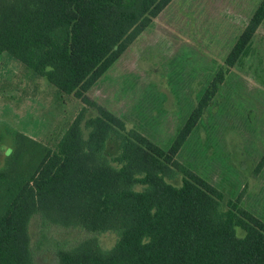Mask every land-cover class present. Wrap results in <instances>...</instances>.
<instances>
[{
  "label": "trees",
  "instance_id": "trees-1",
  "mask_svg": "<svg viewBox=\"0 0 264 264\" xmlns=\"http://www.w3.org/2000/svg\"><path fill=\"white\" fill-rule=\"evenodd\" d=\"M170 2L0 0V55L83 104L52 144L14 130L11 147L0 148V264H34V217L92 233L59 248L57 264H264V221L237 201L223 208L222 191L176 158L222 84V68L167 150L87 94ZM263 20L260 0L227 68L248 54ZM111 138L118 146L108 156ZM263 165L264 154L255 172ZM104 232L116 234L108 248L96 236Z\"/></svg>",
  "mask_w": 264,
  "mask_h": 264
},
{
  "label": "rangeland",
  "instance_id": "rangeland-1",
  "mask_svg": "<svg viewBox=\"0 0 264 264\" xmlns=\"http://www.w3.org/2000/svg\"><path fill=\"white\" fill-rule=\"evenodd\" d=\"M260 0H171L103 73L88 96L167 150L197 99L222 68L211 105L186 139L177 160L212 183L228 201L264 221V20L248 54L227 68L225 57ZM22 63L0 55V148L11 131L52 144L82 107ZM95 113L88 107L87 115ZM118 142L109 139L108 156ZM180 183V175L171 180ZM140 189V187H137ZM34 264H57L56 251L92 236L82 229L30 224ZM105 248L113 232L96 235Z\"/></svg>",
  "mask_w": 264,
  "mask_h": 264
}]
</instances>
